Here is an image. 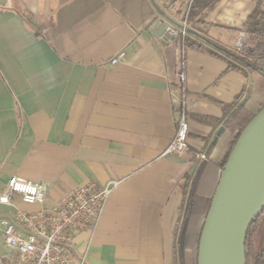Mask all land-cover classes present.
I'll return each instance as SVG.
<instances>
[{
	"label": "crops",
	"instance_id": "1",
	"mask_svg": "<svg viewBox=\"0 0 264 264\" xmlns=\"http://www.w3.org/2000/svg\"><path fill=\"white\" fill-rule=\"evenodd\" d=\"M256 1L219 0L187 34L236 48ZM0 7V191L13 175L50 183L49 201L82 184L117 181L95 224L74 236L75 259L174 264L182 181L206 151L214 162L225 157L231 133L221 121L223 104L243 90L242 106L252 113L261 107L253 74L157 35L164 25L179 27L185 3L0 0ZM181 97L187 149L163 155ZM14 203L39 208L17 197ZM13 212L0 204V217Z\"/></svg>",
	"mask_w": 264,
	"mask_h": 264
},
{
	"label": "built area",
	"instance_id": "2",
	"mask_svg": "<svg viewBox=\"0 0 264 264\" xmlns=\"http://www.w3.org/2000/svg\"><path fill=\"white\" fill-rule=\"evenodd\" d=\"M264 8V0H260ZM187 10L178 28L164 25L157 35L164 40L182 37L188 31ZM243 42H238L240 49ZM183 51V47H182ZM124 52L112 58L115 63ZM183 83V70L178 73ZM176 130L163 155L182 153L187 149L188 122L184 97L175 102ZM117 181H109L101 187L92 183L82 184L58 199L49 201L51 189L46 181H30L11 176L0 191V204L14 208L11 216L0 217V235L6 249L0 253V264H83L73 254V238L80 230L91 227L100 216L105 202L116 187ZM17 197L24 204H37L36 211H25L16 206Z\"/></svg>",
	"mask_w": 264,
	"mask_h": 264
},
{
	"label": "trees",
	"instance_id": "3",
	"mask_svg": "<svg viewBox=\"0 0 264 264\" xmlns=\"http://www.w3.org/2000/svg\"><path fill=\"white\" fill-rule=\"evenodd\" d=\"M185 3L181 16L187 10L188 24L197 26L203 22L206 11L214 7L219 0H172ZM4 9L3 7H0ZM247 38L252 42H244L240 49L229 48L208 36H202L205 42L192 38L189 34L183 37L179 34L173 38L176 45L188 48L195 47L205 50L215 56L223 58L228 68L237 69L244 74L248 72L254 76L256 87L264 95V8L257 0L254 8L248 14L243 28ZM188 32V31H187ZM241 90L231 102L223 104L221 121L231 133V140L225 157L214 162L208 157V152L196 166L194 172L184 177L181 184L184 201L180 208L179 219L175 231V260L174 264H186L185 252L191 254V264H197V252L200 233L208 212L210 202L219 180L221 170L230 150L240 131L246 126L255 113L242 106ZM264 105V100L261 107ZM245 264H264V206L249 225L244 246Z\"/></svg>",
	"mask_w": 264,
	"mask_h": 264
},
{
	"label": "water",
	"instance_id": "4",
	"mask_svg": "<svg viewBox=\"0 0 264 264\" xmlns=\"http://www.w3.org/2000/svg\"><path fill=\"white\" fill-rule=\"evenodd\" d=\"M264 206V105L240 131L200 233L197 264H245V236Z\"/></svg>",
	"mask_w": 264,
	"mask_h": 264
},
{
	"label": "rangeland",
	"instance_id": "5",
	"mask_svg": "<svg viewBox=\"0 0 264 264\" xmlns=\"http://www.w3.org/2000/svg\"><path fill=\"white\" fill-rule=\"evenodd\" d=\"M244 42H247L249 45H252V42L249 41L248 38H246V39L243 41V43H244ZM190 255H191V254H190ZM190 262H191V259H190Z\"/></svg>",
	"mask_w": 264,
	"mask_h": 264
}]
</instances>
